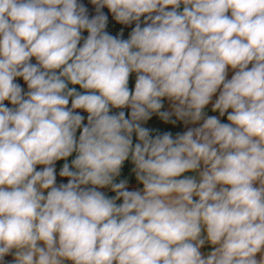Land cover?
Wrapping results in <instances>:
<instances>
[{
  "label": "clouds",
  "instance_id": "obj_1",
  "mask_svg": "<svg viewBox=\"0 0 264 264\" xmlns=\"http://www.w3.org/2000/svg\"><path fill=\"white\" fill-rule=\"evenodd\" d=\"M0 264H264V0H0Z\"/></svg>",
  "mask_w": 264,
  "mask_h": 264
},
{
  "label": "crops",
  "instance_id": "obj_2",
  "mask_svg": "<svg viewBox=\"0 0 264 264\" xmlns=\"http://www.w3.org/2000/svg\"><path fill=\"white\" fill-rule=\"evenodd\" d=\"M127 35V33H125V36ZM134 79V78H133ZM178 130V129H177ZM175 131V130H174Z\"/></svg>",
  "mask_w": 264,
  "mask_h": 264
}]
</instances>
